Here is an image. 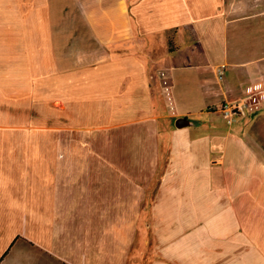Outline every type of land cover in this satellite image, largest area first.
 <instances>
[{
	"label": "crops",
	"instance_id": "0c3cea01",
	"mask_svg": "<svg viewBox=\"0 0 264 264\" xmlns=\"http://www.w3.org/2000/svg\"><path fill=\"white\" fill-rule=\"evenodd\" d=\"M256 86L264 0H0V264H264Z\"/></svg>",
	"mask_w": 264,
	"mask_h": 264
},
{
	"label": "built area",
	"instance_id": "2783aa9c",
	"mask_svg": "<svg viewBox=\"0 0 264 264\" xmlns=\"http://www.w3.org/2000/svg\"><path fill=\"white\" fill-rule=\"evenodd\" d=\"M222 74V69L219 70ZM167 82L165 81V85ZM260 88V86H259ZM258 86L248 90V96L240 101L225 104L220 107L222 116L230 123H234L237 117L244 115L247 111H254L260 108L261 102L264 101V92L258 93ZM166 94L170 97L169 87H166ZM170 99V98H169Z\"/></svg>",
	"mask_w": 264,
	"mask_h": 264
},
{
	"label": "water",
	"instance_id": "95a60500",
	"mask_svg": "<svg viewBox=\"0 0 264 264\" xmlns=\"http://www.w3.org/2000/svg\"><path fill=\"white\" fill-rule=\"evenodd\" d=\"M187 125H188V120H187V119H184V118L179 119V120H177V122H176V127H178V128H184V127H186Z\"/></svg>",
	"mask_w": 264,
	"mask_h": 264
}]
</instances>
